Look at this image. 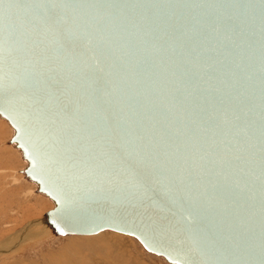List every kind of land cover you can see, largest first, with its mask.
<instances>
[{
	"label": "water",
	"instance_id": "95a60500",
	"mask_svg": "<svg viewBox=\"0 0 264 264\" xmlns=\"http://www.w3.org/2000/svg\"><path fill=\"white\" fill-rule=\"evenodd\" d=\"M0 4V119L57 236L264 264V0Z\"/></svg>",
	"mask_w": 264,
	"mask_h": 264
},
{
	"label": "rangeland",
	"instance_id": "374dc122",
	"mask_svg": "<svg viewBox=\"0 0 264 264\" xmlns=\"http://www.w3.org/2000/svg\"><path fill=\"white\" fill-rule=\"evenodd\" d=\"M14 158L0 167V264H168L145 251L135 239L121 234L57 236L44 222L53 203L34 193L36 185L23 177L10 183L13 177L9 175L15 171L16 176V171L25 166L20 154Z\"/></svg>",
	"mask_w": 264,
	"mask_h": 264
},
{
	"label": "snow or ice",
	"instance_id": "6c2138e0",
	"mask_svg": "<svg viewBox=\"0 0 264 264\" xmlns=\"http://www.w3.org/2000/svg\"><path fill=\"white\" fill-rule=\"evenodd\" d=\"M5 5L6 4H0V8H2L4 15L6 11L9 12L11 10V7H9V9H5ZM59 7H61V5H52L53 10ZM47 30L55 35H59L61 37L59 46L64 48L69 54H74L75 47L77 46L80 38L74 30L66 28L61 21L56 19L54 11L49 15ZM6 43L7 41L5 40L4 44L6 45ZM3 49L4 48L0 47V51H3Z\"/></svg>",
	"mask_w": 264,
	"mask_h": 264
},
{
	"label": "crops",
	"instance_id": "0c3cea01",
	"mask_svg": "<svg viewBox=\"0 0 264 264\" xmlns=\"http://www.w3.org/2000/svg\"><path fill=\"white\" fill-rule=\"evenodd\" d=\"M3 121L6 122L5 120H3ZM3 121L2 122L0 121V167L4 161H5V164H8L9 162L13 161L15 159L14 155H17V153L20 154V156L22 158L21 152H19L16 149L15 145L10 143V140L13 136V133L11 132V131H13L12 128L6 122V124H8V126H9V129H8L7 126L4 125L5 123H3ZM7 137L9 138L8 143L5 141V139ZM26 165L27 164L25 163V166L23 168H19L16 171V174H17L16 176L13 175L15 171L13 172V174L9 175L10 177H13L10 183H17L18 181H20L22 179V177L27 179L25 174H24V170H25ZM34 193H36V194L38 193L36 186L34 189Z\"/></svg>",
	"mask_w": 264,
	"mask_h": 264
},
{
	"label": "bare ground",
	"instance_id": "6f19581e",
	"mask_svg": "<svg viewBox=\"0 0 264 264\" xmlns=\"http://www.w3.org/2000/svg\"><path fill=\"white\" fill-rule=\"evenodd\" d=\"M86 239H87V238H86ZM85 241H86V242H89L90 240H84V241L82 240V242H84V243H85ZM82 242H81V243H82ZM75 252H77V251H75Z\"/></svg>",
	"mask_w": 264,
	"mask_h": 264
}]
</instances>
